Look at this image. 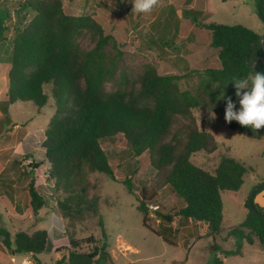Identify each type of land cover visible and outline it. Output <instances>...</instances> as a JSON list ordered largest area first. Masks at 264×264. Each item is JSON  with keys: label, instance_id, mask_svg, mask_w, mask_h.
Wrapping results in <instances>:
<instances>
[{"label": "trees", "instance_id": "1", "mask_svg": "<svg viewBox=\"0 0 264 264\" xmlns=\"http://www.w3.org/2000/svg\"><path fill=\"white\" fill-rule=\"evenodd\" d=\"M255 5L257 16L264 24V0H255ZM23 7L35 15L12 40L7 72L8 103L32 102L41 111L48 104V95L43 90L46 84L53 85L55 100V113L44 131V159L29 164L26 173L34 174L46 161L50 167L45 174L55 182L49 189L53 188L55 193L76 192L84 198L90 173L100 172L117 181L105 146L122 141L130 151V159H137L134 164L128 162L132 169L122 180L129 193H133V174H137L145 160H150L156 171L164 172V183L185 203L175 215L185 221L207 224L210 236L221 234L222 192L239 191L248 168L232 157H222L213 173L192 162L193 154L213 153L218 149L214 136L196 126L192 111L201 105L199 97L180 88L179 76L161 74L152 65L146 67L137 87L108 91L106 83L114 75L116 63L109 62L105 52L111 35L105 33L96 19L90 15L67 14L63 0H27ZM7 19L8 13L0 9V44L6 39ZM205 27L220 67L206 69L202 83L210 96L234 99L236 89L231 82L234 78L257 73L255 67L258 73H264L261 35L241 24L213 22ZM84 30L98 36L91 50H84L77 43L78 35ZM178 116L191 121L184 137L172 133ZM228 124L256 139L261 138L264 129L253 131L236 121ZM170 135V140L165 141ZM28 193L34 212L49 206V198L35 187L34 180ZM55 198L59 209L68 213L73 209L70 197ZM153 199L143 190L138 209L144 226L161 235L148 223V201ZM245 206L248 208L245 221L227 231L228 236L234 237L235 248L224 251L226 256L241 254L245 243L258 241L264 246V217L254 213L248 201ZM255 206L259 212L264 211L257 203ZM157 216L161 225L171 224L174 218L161 213ZM0 234L4 236V246L14 249L16 254H31L36 258L40 254L65 251L54 264H115L108 252L104 229L102 237L89 235L80 239H53L46 230L32 234L21 231L13 239L4 229H0ZM221 263L220 259L215 262Z\"/></svg>", "mask_w": 264, "mask_h": 264}, {"label": "rangeland", "instance_id": "2", "mask_svg": "<svg viewBox=\"0 0 264 264\" xmlns=\"http://www.w3.org/2000/svg\"><path fill=\"white\" fill-rule=\"evenodd\" d=\"M26 1L0 0V9L8 13V31L5 39L8 49L5 52L0 51L2 64L0 88L9 70L7 67L11 62L12 40L17 31L23 29L35 15L23 7ZM63 2L67 14L90 15L103 26L107 35H111L105 52L107 60L116 63V68L114 75L106 83L108 91L118 87L123 89L137 87L146 67L152 65L161 74L179 76L178 83L181 89L191 91L201 101L205 100L199 107L193 109L192 115L199 129L216 131L215 137L219 147L213 153L197 152L192 155L191 160L210 172H214L222 157H232L246 165L248 171L241 189L237 192H222V230L227 232L230 228L242 224L248 213L246 201L253 189L264 182V129L260 139L249 137L226 124L225 110L223 111L226 102H212V107L207 104L208 89L202 82L206 69L216 65L214 63L216 51L209 45L210 34L205 25L213 22L226 25L241 24L262 37L264 24L257 16L255 0H160L158 6L150 13L134 12L132 0H63ZM98 3L107 6L108 11L103 13L98 7H94ZM73 5L78 7L73 8ZM88 6L91 7L87 8ZM92 10H95L94 13ZM97 39L98 36L84 30L78 35L77 43L82 49L91 50ZM203 57L207 62L203 61ZM52 88V84L43 87L48 95V104L41 111H38V107L32 102H17L13 106L8 102L5 104L8 105L17 127L12 125L10 132H5L1 136V138L5 136L0 139L1 143L7 147L10 144L12 149L6 152L0 146V169L5 168V173H10L18 182L15 183L17 188L8 191V195L0 189V229L8 231L12 239L18 232L32 234L37 230H46L53 239L63 237L80 239L89 235L102 237L104 229L109 243L108 252L115 264H171V260L184 258L188 250L183 244L179 247L163 244L144 226L143 215L138 205L142 191L146 190L148 198L151 196L154 198L148 201L149 225L158 231V213L174 216L171 224L162 225H175L180 228L178 232L176 228L172 229V235L176 237H171L174 241H189L194 258L188 264H215L217 259H221L222 264H264V248L257 243H245L241 254L226 256L222 247L235 248V240L229 239L224 241V245L217 246V252L207 249L208 254L212 255L211 258L203 257L201 252L205 250L197 248L195 243L200 230L197 225L205 224L191 223L175 215L185 203L164 183V172L156 171L150 160H145L139 165L142 168L137 169V174H133V193H129L122 180L132 169L128 162L134 164L137 159H130V151L122 141L105 146L116 171L117 181L100 172L90 173L84 198L78 196L76 192L55 193L53 188L49 189L48 186L54 187L55 182L53 179L48 180L45 174L50 167L46 161L40 170L33 171L34 174L26 173L30 169L29 164L43 161L45 156L42 147L44 131L55 113ZM232 100L239 110V99L235 97ZM203 104L207 106H202ZM214 107L221 111H217L216 115L219 116L215 119L210 117V110ZM189 126H191L189 118L178 116L172 133L184 137ZM15 129L19 130L17 134L13 132ZM170 138L171 135L165 141ZM33 180L35 187L49 198V206L37 213L29 205L28 189ZM5 181L7 183V180ZM56 196H60V199L70 197L73 209L69 213L59 209ZM152 204L158 207L150 208L149 205ZM186 225L195 226L185 227ZM163 234L168 236L165 232ZM3 237L0 234V254L4 253L5 257L9 258L0 259V263L22 264L26 254H16L14 249L6 248ZM64 254L65 251L40 254L36 258L33 257V260L35 264H54Z\"/></svg>", "mask_w": 264, "mask_h": 264}, {"label": "crops", "instance_id": "3", "mask_svg": "<svg viewBox=\"0 0 264 264\" xmlns=\"http://www.w3.org/2000/svg\"><path fill=\"white\" fill-rule=\"evenodd\" d=\"M85 5H83L84 7ZM78 6L77 5H73V8H77ZM91 6H88L87 8H90ZM94 7H98V9L101 10V12L105 11L107 12L108 11V8L107 6L105 5H102V3H98L96 5H94ZM95 10H92L91 12L94 13ZM103 12V13H105ZM103 13H99V15H102ZM93 16H95L93 14ZM8 49L7 45H5V41H3L1 44H0V51H3L5 52L6 50ZM11 52H12V43H11ZM216 61H214V63L216 64L215 67H208L209 68H219L220 67V61H219V58L218 56L216 55ZM202 59H204L203 61H206L205 60V57H203ZM207 62V61H206ZM206 62H203L204 64H206ZM2 67V64L0 63V68ZM10 68V63L8 64V67L7 69ZM7 74L5 75L4 77V80H3V83H2V86L0 88V139L2 140L5 136H3V138H1V136L6 132V133H9L10 132V128L11 126L13 125V127H15L16 125L14 124L15 120L12 119V115L10 113V109L8 107V105H5L7 102H8V99L6 97V92H7ZM2 96V98H1ZM202 101H205V100H202ZM201 101V102H202ZM209 101V102H208ZM207 101V104L209 106L212 107V102H215V101H221L218 98H215V97H212L209 95V100ZM9 104V103H8ZM17 103H14V104H9L10 106H13V105H16ZM207 104H203L202 106H207ZM214 105V104H213ZM201 106V107H202ZM208 106V107H209ZM206 108V107H205ZM213 110H210L211 114H210V117L213 118V114H214V119L216 117H218L219 115H216L218 114V112H221L219 109H217V107H214L212 108ZM225 109H223L224 111ZM208 113V111H207ZM209 114V113H208ZM225 116V115H224ZM213 125H214V122H212ZM226 124L229 126L228 122H226ZM212 125V126H213ZM17 127V126H16ZM230 127V126H229ZM18 128H20L18 126ZM19 130H14L13 132L15 134L18 133ZM203 131H206V132H209V133H212V135L215 137V132L214 130L212 129H204ZM6 139V138H5ZM216 139V137H215ZM217 141V139H216ZM218 142V141H217ZM0 146L2 147L1 149L3 151H9L12 149L11 145L9 144V146H5L4 143H1L0 141ZM218 147H219V143H218ZM3 155H4V152H3ZM218 165V164H217ZM217 167V166H216ZM204 168V167H202ZM206 169V168H204ZM216 169V168H215ZM214 169V171H215ZM207 170V169H206ZM213 173V172H212ZM7 180V183L6 181ZM16 182H18V179L16 180V178H13L12 175L9 174H6L5 173V168L3 169H0V189H2V191L4 193L7 194L8 191H13L14 189L17 188L16 186ZM243 186V185H242ZM9 194H11L9 192ZM8 195V194H7ZM254 202L257 203L261 208L264 209V191H261L260 193H258L256 196H255V199H254ZM158 226H159V232L161 233V235H158L156 234L155 232H152L155 234L156 238L160 239V241L165 244V245H170V246H173V247H179L180 245H184V247L188 250L187 252V255L184 256V258H181L180 260H171V264H188L190 263L194 257H193V253H192V246H190V243L188 240H176L174 241L173 239H171V237L173 236L172 235V229L173 228H176V232L180 231V228H177L175 225H161V222L160 220H158ZM189 222H193L191 220H189ZM193 223H196V222H193ZM197 223H202V222H197ZM205 224V223H204ZM195 225H186L185 227H194ZM199 227V234H198V237H197V242L195 243V245H197V248H202L203 252L202 253V256L205 257V258H211L212 255H210L211 253L208 254L207 252V249H211V251H218L217 250V246H220V245H224V241L226 240H234V237L233 236H228L227 235V232H224L222 231L221 234L219 235H216V236H210L209 234V229H208V226L207 224L205 225H197ZM167 233L168 236L164 235L163 233ZM221 235V236H220ZM163 236H165L166 238H168L169 240L173 241L174 244H170L168 243L167 241L164 240ZM173 238H176L173 236ZM178 239V238H177ZM225 239V240H224ZM220 240V242H219ZM234 242V241H233ZM235 243V242H234ZM254 243H257L259 244L258 241H255ZM253 243V244H254ZM199 244H201V246H198ZM245 245V244H244ZM262 248H264V246H262L261 244H259ZM128 247H130L128 245ZM244 247V246H243ZM222 249L224 251H227V250H231V249H225L224 247H222ZM223 251V252H224ZM204 254V255H203ZM4 258H9V257H5V254L4 253H1L0 254V259H4ZM220 261L222 262V260L220 259ZM210 262V261H208ZM1 264V263H0ZM222 264V263H221Z\"/></svg>", "mask_w": 264, "mask_h": 264}, {"label": "clouds", "instance_id": "4", "mask_svg": "<svg viewBox=\"0 0 264 264\" xmlns=\"http://www.w3.org/2000/svg\"><path fill=\"white\" fill-rule=\"evenodd\" d=\"M132 3L134 12L150 13L160 0H132ZM231 82L234 83L240 108L236 109L231 97L222 95L220 99L226 100L225 121H236L253 131L260 130L264 127V73H252L245 78H234Z\"/></svg>", "mask_w": 264, "mask_h": 264}, {"label": "water", "instance_id": "5", "mask_svg": "<svg viewBox=\"0 0 264 264\" xmlns=\"http://www.w3.org/2000/svg\"><path fill=\"white\" fill-rule=\"evenodd\" d=\"M260 40H261V42L264 41V35L260 38ZM263 54H264V49H263V51H262V53H261V55H260V58L262 57ZM255 71L258 73V69H257V67H255ZM262 190H264V182L261 183L260 185L256 186V187L253 189V191L251 192V194H250V196H249V198H248V206H249V208H250L254 213H256L258 216H260V217H264V211H263V212H259V211L257 210V208H256V206H255V202H254V197H255V195H256L258 192H260V191H262Z\"/></svg>", "mask_w": 264, "mask_h": 264}, {"label": "built area", "instance_id": "6", "mask_svg": "<svg viewBox=\"0 0 264 264\" xmlns=\"http://www.w3.org/2000/svg\"><path fill=\"white\" fill-rule=\"evenodd\" d=\"M150 208L156 209L158 206L155 204L149 205ZM22 264H35L33 256L31 254H26Z\"/></svg>", "mask_w": 264, "mask_h": 264}]
</instances>
